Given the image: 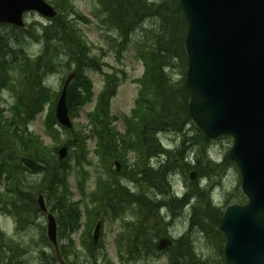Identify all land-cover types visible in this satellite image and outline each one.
<instances>
[{
    "label": "trees",
    "instance_id": "obj_1",
    "mask_svg": "<svg viewBox=\"0 0 264 264\" xmlns=\"http://www.w3.org/2000/svg\"><path fill=\"white\" fill-rule=\"evenodd\" d=\"M48 1L56 8V15L48 19L46 24L37 23L34 27L29 26L26 31V36L35 37L42 44L43 52L34 60H31L24 50L22 37L16 32H13L11 37L0 36V90L10 89L14 98L9 115H6V109L0 106V177L6 180L4 190L8 189L6 193L4 190L0 191V201L6 200L11 206L12 215L24 221V218L27 219L26 214L40 211L37 197L43 194L46 205L55 215L59 227L62 229L67 226L69 230H74L78 228V220L82 218L79 204L84 205L86 219L92 225L96 219L94 210L100 209L103 215L111 212L110 216L114 217L113 213L116 214L120 203V188H115L119 187V173H116L111 165H106L111 168L108 180L110 184L103 182L108 186V194H104L105 188L89 194L85 192V184L90 175L85 168L91 163L88 158L91 151L88 145L90 138L96 139L93 152L98 155L102 164L124 158L126 161L123 163L122 173L129 165L136 164L139 157L145 156L148 159L147 166L155 168L156 172L157 164L151 163L150 154L152 147H158L160 142L158 133L171 129L182 131L183 127L179 123H190L186 110L187 91L182 83L180 87L173 83L171 72L174 66H179L183 74L187 66L184 47L187 22L179 0H96L94 16L100 18L103 24H108L110 29L118 31L119 37L123 36L125 47L128 46V35L135 25L146 21L154 23L144 28L140 39L134 42L135 55L144 63L145 71L138 80L139 94L135 107L130 113L122 116L125 126L123 134L116 129V117L111 113L109 102L117 84L115 81L110 85V81L116 78V72L108 74L106 88L100 92L94 107L87 113L89 127H81L79 130L66 129L58 124L54 114L58 92L43 86V74L54 73L61 62V56H68L67 63L75 65L73 70L76 75L68 86L66 100L70 116H76L79 108L91 102L93 98L92 82L82 72L83 67L100 69L101 62L99 56L91 53L92 48L79 27L80 20H90L76 7L73 0ZM8 27L14 31L23 28L11 25ZM22 61L25 68L16 74L22 66ZM71 69L62 67L65 74ZM43 110H46L44 124L52 143H45L39 134L28 128L29 122ZM179 111L183 113L180 114ZM84 128L89 129L88 133L84 132ZM63 132L70 133V137H63ZM200 137L208 140L201 131ZM187 139L189 144V137ZM62 144L73 148L63 159L57 154V149ZM131 150L136 153V159L130 163L128 153ZM21 155L32 157L43 164L44 174L36 182L25 181V173L30 171L21 164ZM174 163L176 164V160ZM208 163L210 171L219 170L218 163ZM125 171L123 174L128 175L130 181L139 186L143 181L148 184L151 178L133 177ZM72 180L82 196L80 199L74 198ZM154 186L162 191L168 190L162 180ZM142 192L143 194L130 192L129 199L132 203L127 205L124 211L129 209L137 218L124 221L123 227L129 233L124 236L125 231L122 232V228L119 237L115 239L117 254L124 260L141 258L155 249L156 242L153 238L166 234L164 225L169 223L159 211V202L162 199H157L158 195L149 197L144 190ZM240 196L239 201L243 202L245 197L242 193ZM169 199L175 200L176 208L179 207L175 212L178 211L183 199ZM142 213L146 214L144 218ZM221 215L222 209L214 206L208 197L196 198L192 207L190 229L199 226L208 234V226L224 239L218 228ZM149 231L153 237L149 236ZM13 242L14 239L0 229V243ZM174 242L178 245L175 246L176 250L174 246L171 248L170 264H207L206 260L195 252L188 235L178 237ZM6 253L7 251L0 257V264H3L1 259L6 257ZM68 256L69 254L64 256L66 262H70ZM75 256L78 254L75 253ZM95 256L93 254L94 258ZM99 260L95 262L93 259V264H98ZM53 262L58 264V258L54 257ZM105 262L113 264L106 258ZM71 264L77 263L74 261Z\"/></svg>",
    "mask_w": 264,
    "mask_h": 264
},
{
    "label": "rangeland",
    "instance_id": "obj_2",
    "mask_svg": "<svg viewBox=\"0 0 264 264\" xmlns=\"http://www.w3.org/2000/svg\"><path fill=\"white\" fill-rule=\"evenodd\" d=\"M157 1V0H155ZM74 4L77 8L82 11L89 19L90 22H80L79 27L82 29L86 39L90 46L93 47V52H100L102 49L104 52L103 56L105 57L103 60L105 64L102 66L104 71L111 72L112 68L119 69V80L118 86L116 89L115 95L111 98V110L113 115L121 116L130 111V109L134 106V101L137 95V84L134 82V78L140 76L142 74L143 65L141 61H139L136 56V47L134 42L139 40L143 29L146 27H150L154 23H150V21L141 22L133 27L131 32L128 35L129 41L128 46L125 47L123 44V36L119 37V32L112 30L109 28L108 24L102 23L100 18L94 17L95 6L97 5L96 0H73ZM169 15V14H167ZM46 17L41 16L36 12H29L25 14V25L21 30H13L9 28L8 24L5 22H0V36L4 35L7 37H11L13 32L20 35L22 38L21 44L24 47L26 53L30 56L31 60H34L38 54L43 52L41 42H38L35 37L26 36V31L29 26L34 27L37 25L38 21H41L43 24L47 23ZM8 25V26H6ZM139 49H137L138 51ZM92 51V50H91ZM86 54V49L84 50ZM61 62L56 67L54 73L43 74L44 79V87H49L56 91L60 90L62 86L63 78L66 74H64V70L62 67L72 68L75 65H71L72 63H67L68 56L62 55ZM25 68L24 62L22 61V66H20L19 70H17L16 74ZM181 68L179 66H174L171 69L173 83L180 87L183 74L181 73ZM123 71V72H122ZM85 73H87L93 81L94 84V94L101 90L104 82V74L99 70L85 68ZM47 75V77H46ZM14 101L12 92L10 89L0 90V106H3L6 109V115H9L10 106ZM94 103H88L82 108H80L79 115L72 118V123L76 128H80V124L85 125L87 122L86 112L93 107ZM179 113H183L179 111ZM44 114H38V116L30 123V129L36 131L41 134L42 138L45 142H51L50 136L46 133L44 127ZM180 126L183 127L182 131L177 129H171L162 132L159 137L161 139L162 144L165 147H168L169 156L168 160L175 161L176 160V168L177 174L173 178V183L178 184L180 191L184 193L186 190L189 194H193L196 186L200 183L201 186H205L208 188L207 195L211 197L217 206L225 207L228 204L234 203L238 201L241 196V186L240 183V173L239 169L233 162H229V160H225V155L228 154L229 149L233 143V138L231 136H219L216 139L204 140L200 137V131L196 128L195 125H187L186 123H179ZM115 125L119 131H123L121 120H116ZM63 137H70V133L63 132ZM184 136V138H183ZM189 137V144L188 139ZM183 139V141H182ZM182 142V143H181ZM88 145L91 149H94L95 140L92 138L88 141ZM71 148L69 153L72 152ZM129 154L130 163L136 159V153L131 150ZM208 153L209 156L214 157L217 161H223L220 165L218 171H210L208 169L209 163L208 161ZM186 155V160L189 161L190 164L185 165L184 162L181 161L182 156ZM20 157V156H19ZM90 158H92V162L89 165H86V169L89 171V179L87 184V191L93 189L95 187V182L99 178H103L104 182L107 183L108 177H110L111 168L106 165H111V167H115L114 161L111 160L110 163L106 162V164H102L101 160L98 158L94 159L93 153H90ZM124 161H123V160ZM120 160L122 166L126 159L122 158ZM165 158L163 156H156L151 158V162L153 164H157V171L154 172L155 168L147 166L148 159L147 157H139V160L134 165H129L125 170H127L133 177L138 178H146L147 176H151L149 179V183L147 184L145 181L140 183V186L137 183H130L129 176L123 174L126 172L122 171L120 177H117L119 182V187L115 186V188H120V198L119 204L117 206L116 214L113 213L114 217H105L102 219H98L96 221L101 222L100 226V237L98 239V244H93L92 236L94 225L96 221H94L93 226L91 222L82 226V223H79V228L70 235L71 231L69 227L63 226L62 230L57 229L58 231V245L62 248L63 244L65 248L61 251L62 253L67 254L70 253L68 259L70 262H66L63 259L61 264H71L72 262H76L77 264H93V259L96 262L98 259V264H107L105 262L104 256V248L101 246H105L106 251L108 252L107 258L113 264H170L169 259V251H156V248L151 250L148 254H144L143 257L135 259V260H124L121 259L117 253H114L113 243L114 240L119 237L120 230L122 229L123 220L127 219V221L131 219H136L137 215L133 214L129 209L124 211V208L127 205H131V201L129 198L130 194L126 190L125 192H121L122 188L126 186L131 187L130 192L143 194V190L149 197H153L156 193L162 192V190L150 188L161 182V178L159 177V173L161 172L160 165ZM73 162V160L71 161ZM119 163V168L121 167ZM192 165H195L192 167ZM122 168V167H121ZM115 171V169H114ZM195 172L196 177L194 179H190L188 177V173ZM43 171L25 173L26 180L28 182L34 183L39 180L43 176ZM97 178V179H96ZM110 182L108 181V185ZM188 185V186H187ZM4 180L0 179V190L2 191L4 187ZM73 190L75 191L74 197H80L79 192L76 191L74 187V180H72ZM104 194H108L107 188L105 185ZM141 190H138V189ZM150 188V189H149ZM6 189V188H5ZM151 191V194L147 190ZM5 191V190H4ZM8 189L4 192L6 193ZM24 191H27L24 189ZM172 192V190H167L164 192V196L162 200L159 202L160 207H162L161 214L165 216L167 220L170 219L168 224L164 225L166 234L160 235L157 238H153L154 241L158 240L162 236H171L176 232H185L189 229V218L190 211L192 210L193 203H189L187 206H184L180 209V212L173 218L168 216V213L172 214L171 209H175V200L169 199L171 196L168 193ZM127 193V197L126 196ZM163 193V192H162ZM134 195V194H132ZM131 195V196H132ZM186 195V196H188ZM107 196V195H106ZM103 196V197H106ZM127 197V198H125ZM187 200L186 197L183 201ZM164 205L166 208H164ZM165 209V210H164ZM123 210V212H121ZM96 214L101 213L100 209L94 210ZM112 214L111 212H108ZM11 206L6 203V200L0 201V229L8 236L14 239L13 243H0V257L4 256V252L7 251L6 257L2 260L3 264H57L53 262V258L56 257V252L53 245L49 242L47 237V220L46 215L41 211H36L34 213L26 214L27 217L24 218V221H20L12 215ZM119 215L121 218H116ZM142 213L143 218L145 217ZM116 218V219H115ZM121 219V220H120ZM174 221L172 222V220ZM78 225V223H76ZM89 225V226H88ZM145 227V225H144ZM199 227H193L191 230V242L193 248L196 250V253L206 260L207 264H222V252H221V237L215 234L212 228H208V234L205 230L198 229ZM125 231L126 236L129 231L123 227L122 232ZM117 233V234H116ZM149 236L153 237L152 232L149 231ZM74 240H79L80 244H84L83 246L78 245L73 247L75 242ZM178 244L174 243V250L177 249ZM78 253V256H75L74 252ZM95 254L96 258L93 257ZM59 263V262H58ZM60 264V263H59Z\"/></svg>",
    "mask_w": 264,
    "mask_h": 264
},
{
    "label": "water",
    "instance_id": "obj_3",
    "mask_svg": "<svg viewBox=\"0 0 264 264\" xmlns=\"http://www.w3.org/2000/svg\"><path fill=\"white\" fill-rule=\"evenodd\" d=\"M188 22L185 45L190 117L208 137L231 134L229 155L240 167L244 205L226 208L220 228L226 235L225 264H264V0H180ZM35 8L53 15L44 0H0V21L22 25V13ZM57 105L58 120L71 126L66 86ZM66 147L59 150L66 155ZM32 170L41 164L22 157ZM39 204L46 208L42 197ZM47 234L56 244V223L47 216ZM97 224L94 240L98 238ZM162 238L158 248L170 245Z\"/></svg>",
    "mask_w": 264,
    "mask_h": 264
},
{
    "label": "bare ground",
    "instance_id": "obj_4",
    "mask_svg": "<svg viewBox=\"0 0 264 264\" xmlns=\"http://www.w3.org/2000/svg\"><path fill=\"white\" fill-rule=\"evenodd\" d=\"M156 156H163L165 158L161 163V167H160L161 172L159 173V177L161 178L162 182L164 183L165 187L168 190H173V178H174V176H176L178 170L175 166V163L173 161L170 162L168 160V156H169L168 148L163 147L160 144V142H158V147H155V146L152 147V152L150 154V158H154ZM181 161L184 162V164H190L189 161L186 160V155L182 156ZM193 166H195V165H192V167ZM201 185L202 184L199 183L193 192V196L195 198H202V197L208 196L207 195L208 188L205 186H201ZM124 190H126L128 192V194H130L131 188L126 186L125 188L121 189V192H125ZM126 196H127V193H126ZM127 197H129V196H127ZM127 197H125V198H127ZM180 206H182V204ZM178 208H176L175 210H177ZM176 212L174 211L173 218L175 217ZM172 222H173V220H172Z\"/></svg>",
    "mask_w": 264,
    "mask_h": 264
}]
</instances>
